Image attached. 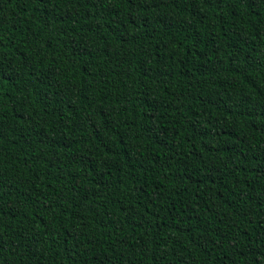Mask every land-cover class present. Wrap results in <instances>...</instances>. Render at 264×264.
I'll list each match as a JSON object with an SVG mask.
<instances>
[{"label":"trees","instance_id":"obj_1","mask_svg":"<svg viewBox=\"0 0 264 264\" xmlns=\"http://www.w3.org/2000/svg\"><path fill=\"white\" fill-rule=\"evenodd\" d=\"M0 264H264V0H0Z\"/></svg>","mask_w":264,"mask_h":264}]
</instances>
